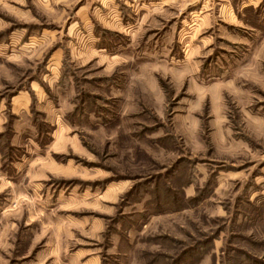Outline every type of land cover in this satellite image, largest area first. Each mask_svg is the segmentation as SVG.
<instances>
[{"label": "rangeland", "instance_id": "obj_1", "mask_svg": "<svg viewBox=\"0 0 264 264\" xmlns=\"http://www.w3.org/2000/svg\"><path fill=\"white\" fill-rule=\"evenodd\" d=\"M76 3L0 0V264H264V9Z\"/></svg>", "mask_w": 264, "mask_h": 264}, {"label": "crops", "instance_id": "obj_2", "mask_svg": "<svg viewBox=\"0 0 264 264\" xmlns=\"http://www.w3.org/2000/svg\"><path fill=\"white\" fill-rule=\"evenodd\" d=\"M175 2H184L185 5L198 4V9L203 11H201V21L203 19H218L224 22L234 23L236 20L234 13L235 8L241 9L242 7L250 6L253 9H264V3L262 4L263 0H146V2L144 0H77V6L75 5L73 7V14L79 18H89L97 15L100 19L105 21V19L109 18H112V20L119 19L121 9L125 5H130L133 9L136 6L135 9L139 11L144 10V7H152V10H163ZM144 3L148 4V6ZM122 10H124V8ZM201 12L198 11V13ZM107 23L111 24L112 21H107ZM29 42L30 40H28V43ZM248 42L249 41L246 39L244 44L247 49L249 47L251 48V45H249ZM259 48H261V50L263 48L261 41L259 42ZM249 63L251 65L252 63L255 64L256 59H251ZM38 97V100L42 99V95ZM78 253L80 254V252Z\"/></svg>", "mask_w": 264, "mask_h": 264}]
</instances>
